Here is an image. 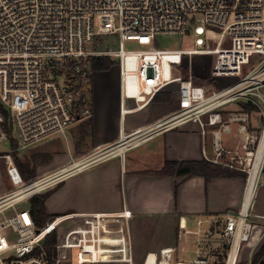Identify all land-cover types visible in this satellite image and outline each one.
Instances as JSON below:
<instances>
[{
  "label": "built area",
  "instance_id": "2783aa9c",
  "mask_svg": "<svg viewBox=\"0 0 264 264\" xmlns=\"http://www.w3.org/2000/svg\"><path fill=\"white\" fill-rule=\"evenodd\" d=\"M212 28L217 29L212 34L216 42L210 48ZM172 33H192L195 47H154L158 34ZM111 35L118 36V49L109 44L100 48L102 37ZM127 42L145 48L127 49ZM194 54L215 56L210 70L214 83L197 82L192 69L182 70L184 57ZM99 56L117 61L122 115L144 109L166 91L178 96V108L145 129L120 130L115 143L67 167L25 180L14 152L19 155L52 135H66L71 126L93 117L97 70L91 62ZM252 62L244 74V66ZM229 77L236 80L224 84ZM237 102L258 108L259 131L249 128L248 111L228 109ZM0 104L8 111L7 116L0 113V141L13 133L17 141L10 153L0 154L16 186L0 197V264H50L45 243L53 233L56 264H136L132 214L126 208L116 214L61 215L38 227L28 206H16L66 176L121 156L149 136L186 121L199 123L204 139L211 137L213 153L204 150L207 160L246 174L242 203L221 216L198 218L195 230L180 225L183 250L192 242L189 234L197 235L191 261L178 260V248L171 246L170 251L154 252L153 261L148 260L152 252L147 253L142 264H239L255 226L264 227V217L253 214L264 170V151L257 162L264 136V0H0ZM214 235H221V245L209 243L202 251L199 245Z\"/></svg>",
  "mask_w": 264,
  "mask_h": 264
},
{
  "label": "crops",
  "instance_id": "0c3cea01",
  "mask_svg": "<svg viewBox=\"0 0 264 264\" xmlns=\"http://www.w3.org/2000/svg\"><path fill=\"white\" fill-rule=\"evenodd\" d=\"M101 72L103 71H96L95 76ZM98 82L94 78L92 118L78 123L77 129L70 131V127L66 135L55 134L40 141L44 142L42 150H22L18 155L20 159L30 161L36 167L38 176L54 173L70 165L73 160L115 143L120 130L131 132L149 127L169 116L179 105L175 93H171L170 98L166 99L167 95L162 92L159 99L154 98L144 109L122 115L119 81L116 103L114 98H108ZM228 109L248 111L249 128L252 131L260 130L262 115L256 106L247 109L243 102H237L228 105ZM62 138L68 144L67 151L64 150ZM204 150L208 154L213 153L211 137L208 135L204 139L200 124L186 121L178 127L149 136L144 142L128 148L121 156H113L66 176L47 189L50 192L46 200L47 210L60 215L116 214L126 208L132 214L130 233L133 221L160 224V227L172 235L158 246L145 251L146 254L152 252L148 260L153 261L156 256L154 252L163 248H166V252L170 251L168 248L171 246L177 247L181 224L195 230L198 218L221 216L228 210L238 209L242 203L246 184L242 171L218 164L240 173L214 176L209 180L200 174L187 176L160 172L167 161L207 160ZM37 152L40 155L35 164L33 157ZM177 183L179 186L176 191ZM253 214L258 218L264 217V172L254 196ZM263 230L261 224L256 225L252 238L245 245L251 262L264 243Z\"/></svg>",
  "mask_w": 264,
  "mask_h": 264
},
{
  "label": "rangeland",
  "instance_id": "374dc122",
  "mask_svg": "<svg viewBox=\"0 0 264 264\" xmlns=\"http://www.w3.org/2000/svg\"><path fill=\"white\" fill-rule=\"evenodd\" d=\"M213 30L209 34V42L206 46L213 48L215 46L216 38L213 37V33L217 31V29L212 28ZM102 40L104 44L100 47L111 46L113 49H118L119 47V39L117 35L111 36H103ZM154 47L162 48V49H188L195 47L194 45V36L192 33L188 34H179V33H172V34H158L154 40ZM127 49H141L145 47L138 46L136 42H127L126 43ZM190 59V61H189ZM215 56L214 55H199L194 54L192 57L185 56L183 60V66L181 67L182 70L186 72L187 69H192L195 72V76H199L201 78H205V81H197L201 83L211 84L212 79L210 78V70L214 64ZM254 62L249 65L244 66V74L253 67ZM99 80V84H101V88L107 93L109 99H113L114 103L117 101V90H118V78H119V71L117 63L113 65L109 70H104L101 74L95 76V79ZM236 80V77H229L223 80L224 84H229ZM168 93H174L173 91H166ZM165 92V93H166ZM78 125L74 124L71 126L70 131L77 129ZM15 136V133L9 135L5 139L0 141V154L10 153L13 148L12 137ZM62 143L64 144V150L67 151L68 144L65 142L64 138L61 139ZM44 142H40L38 144L33 145L31 148L24 149V151H33V150H42L44 146L42 145ZM23 158V156H20ZM40 166V165H39ZM40 170L42 167L39 168ZM37 172V171H36ZM264 172V171H263ZM41 176L36 174L34 179H37ZM16 186L11 182L9 175L7 173V161L5 158L0 156V197L5 195L6 193L12 191ZM51 188V187H50ZM49 189V188H48ZM44 191H47L44 190ZM43 191V192H44ZM29 200L23 201L19 203L16 208L21 209L28 206ZM9 212H13V209H10ZM61 216V215H60ZM58 217V216H56ZM54 217V218H56ZM54 218H51L52 220ZM50 220V219H49ZM196 225L197 222L195 221ZM151 227H149V225ZM144 223L140 220L137 222L133 221L131 225V243L133 248L134 260L136 264H142L144 258L146 256L145 251L149 248H153V246H158L161 242L165 241L166 239L170 238L172 235L170 232L168 233L163 227H160V224L156 225L154 222ZM148 225V226H147ZM194 230V229H193ZM179 234V231H178ZM191 238V244L187 245V250L182 249L183 241L179 240L178 236V243L177 248L178 252L176 254V258L178 260H186L191 261L195 257V238L197 237L196 234H189ZM194 239V240H193ZM221 235H214L210 238V241L206 238V241H203L199 246L201 247L202 251L208 248L209 243L213 244L214 247L221 245ZM264 242V241H263ZM246 245V244H245ZM243 245L239 264H249L252 263L249 256L247 255V251ZM77 250L78 248L75 246L72 248V257L73 260L77 257ZM224 254L219 255L218 260H222ZM216 261V262H220ZM257 264H263L259 261Z\"/></svg>",
  "mask_w": 264,
  "mask_h": 264
},
{
  "label": "trees",
  "instance_id": "16d2710c",
  "mask_svg": "<svg viewBox=\"0 0 264 264\" xmlns=\"http://www.w3.org/2000/svg\"><path fill=\"white\" fill-rule=\"evenodd\" d=\"M92 68L97 71H104L109 70L113 65L117 63V61L109 56H99L94 57L92 59ZM196 81H205V78H201L199 76H195ZM211 82H214L212 80ZM162 93V92H161ZM166 94V99H169L171 96V93L164 92ZM160 93H158L155 97V99H159ZM243 106L247 109H253L255 105L246 102L243 103ZM0 113L8 115V111L3 107V105L0 104ZM5 129L10 133V128L7 124H5ZM13 147L16 146L17 141L12 138ZM14 158L15 162L18 165L20 169V173L22 177L25 180H32L36 177V167L31 165L30 161L22 160L18 157L17 153L14 152ZM40 155V153H36L33 157V161L37 162V158ZM264 171V170H263ZM161 173L170 174V173H176L177 175H187V176H193V175H204L207 180L214 176H231L233 174H237L240 172L233 171L230 169H226L218 164L212 163L208 160H202V161H167L164 168L160 171ZM242 174V173H241ZM243 175L246 177V174L243 173ZM179 183L176 184V191L178 189ZM50 195V192H41L37 193L29 198L28 207L31 211V214L34 217V220L36 222V225L38 227H42L46 224V222L54 218L56 216H60L58 213H50L47 210L46 206V200L48 199ZM57 242V235L56 233H53L47 237L46 240V249L47 253L49 255L50 264H56L57 259V248L55 246ZM259 261H261L264 264V243L261 246V248L255 253V255L252 258L253 264H257Z\"/></svg>",
  "mask_w": 264,
  "mask_h": 264
},
{
  "label": "bare ground",
  "instance_id": "6f19581e",
  "mask_svg": "<svg viewBox=\"0 0 264 264\" xmlns=\"http://www.w3.org/2000/svg\"><path fill=\"white\" fill-rule=\"evenodd\" d=\"M127 141H123L122 142V146H121V149H125V147L127 146ZM264 151V136H263V140H262V145H261V154L259 155V157L257 158V162H259L261 159H262V156H263V152ZM251 187H252V184H251ZM40 187H36V188H33L32 191H37ZM252 191V189H250V192ZM18 193H21V191H19Z\"/></svg>",
  "mask_w": 264,
  "mask_h": 264
}]
</instances>
